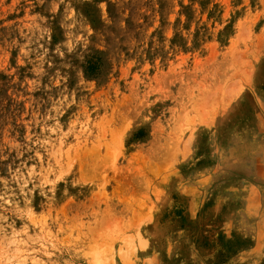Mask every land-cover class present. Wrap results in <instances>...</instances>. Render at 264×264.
<instances>
[{
    "label": "rangeland",
    "instance_id": "rangeland-1",
    "mask_svg": "<svg viewBox=\"0 0 264 264\" xmlns=\"http://www.w3.org/2000/svg\"><path fill=\"white\" fill-rule=\"evenodd\" d=\"M263 95L264 0H0V264H264Z\"/></svg>",
    "mask_w": 264,
    "mask_h": 264
},
{
    "label": "crops",
    "instance_id": "crops-1",
    "mask_svg": "<svg viewBox=\"0 0 264 264\" xmlns=\"http://www.w3.org/2000/svg\"><path fill=\"white\" fill-rule=\"evenodd\" d=\"M259 106L262 110V116L260 118V133L261 140L259 141L256 149L253 150L249 158H245L244 161H240L242 175L239 178V184L242 186V190L245 192V200L248 201L247 205L245 204L244 214L252 219V214L247 213L249 202L251 200H263L264 201V95L262 100L259 102ZM254 224V234L259 241L260 233L264 230L262 225L256 220Z\"/></svg>",
    "mask_w": 264,
    "mask_h": 264
},
{
    "label": "bare ground",
    "instance_id": "bare-ground-1",
    "mask_svg": "<svg viewBox=\"0 0 264 264\" xmlns=\"http://www.w3.org/2000/svg\"><path fill=\"white\" fill-rule=\"evenodd\" d=\"M241 227H243V226H241ZM246 231V230H245Z\"/></svg>",
    "mask_w": 264,
    "mask_h": 264
}]
</instances>
